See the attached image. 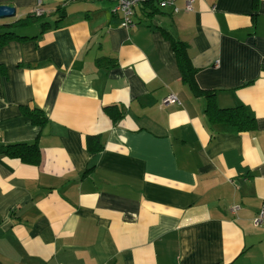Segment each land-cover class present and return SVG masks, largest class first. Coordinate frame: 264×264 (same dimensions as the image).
I'll use <instances>...</instances> for the list:
<instances>
[{"label": "crops", "instance_id": "crops-1", "mask_svg": "<svg viewBox=\"0 0 264 264\" xmlns=\"http://www.w3.org/2000/svg\"><path fill=\"white\" fill-rule=\"evenodd\" d=\"M38 3L58 26L0 48V149L40 152L0 154V264H264V0L144 6L130 28L109 0H0V24ZM169 37L214 96L182 80Z\"/></svg>", "mask_w": 264, "mask_h": 264}, {"label": "trees", "instance_id": "trees-1", "mask_svg": "<svg viewBox=\"0 0 264 264\" xmlns=\"http://www.w3.org/2000/svg\"><path fill=\"white\" fill-rule=\"evenodd\" d=\"M36 23H39L41 30L52 26L53 27L58 26V21L54 22V24L51 25L49 22L43 21L42 15H35L34 13L28 14L24 18L16 19L10 23L0 24V48L12 39L21 40L28 38L16 34L15 30L20 28H26ZM169 38H170L172 50L174 52L177 61L179 71L181 73L182 80L186 84H188V86L192 89L195 95H206L208 96V98L214 96L212 94H208V92H204L200 90L197 87L194 79L196 70L191 65L190 58L187 53L186 45L183 42L176 40L172 37ZM207 110L210 113L215 111L214 115H217V118H219L220 120L230 121L234 124H237L240 129L251 127L254 121L253 118L247 114L243 106L235 107L232 109L214 110L210 99L208 102ZM24 111L28 114L33 124L42 125L44 123L45 116L40 110L33 109L32 111H29L24 109ZM105 111L107 113H110V107H106ZM121 116L122 115L118 116L116 120ZM0 154L11 158H18L24 163L33 164V165L38 164L40 159L39 147L36 142L30 144L16 143V144L6 145L5 147L0 149Z\"/></svg>", "mask_w": 264, "mask_h": 264}, {"label": "built area", "instance_id": "built-area-1", "mask_svg": "<svg viewBox=\"0 0 264 264\" xmlns=\"http://www.w3.org/2000/svg\"><path fill=\"white\" fill-rule=\"evenodd\" d=\"M113 2V13L120 16V25L125 28H130L134 25L133 16L136 9L147 6L150 9H166L171 8L173 13H177L179 8L176 6L177 0H109ZM195 0H184V10L191 11L193 9V2ZM34 10L35 15H42L43 9L39 6ZM163 105L179 103L175 94H169L162 99ZM237 207H233L232 211H235ZM255 227L264 228V204H262L257 215L252 220Z\"/></svg>", "mask_w": 264, "mask_h": 264}, {"label": "water", "instance_id": "water-1", "mask_svg": "<svg viewBox=\"0 0 264 264\" xmlns=\"http://www.w3.org/2000/svg\"><path fill=\"white\" fill-rule=\"evenodd\" d=\"M15 14V10L12 7L6 5H0V18L12 17Z\"/></svg>", "mask_w": 264, "mask_h": 264}, {"label": "rangeland", "instance_id": "rangeland-1", "mask_svg": "<svg viewBox=\"0 0 264 264\" xmlns=\"http://www.w3.org/2000/svg\"><path fill=\"white\" fill-rule=\"evenodd\" d=\"M6 19H10V18H0V23H1L2 20H6ZM25 32H26V33H29L30 31L26 29Z\"/></svg>", "mask_w": 264, "mask_h": 264}]
</instances>
